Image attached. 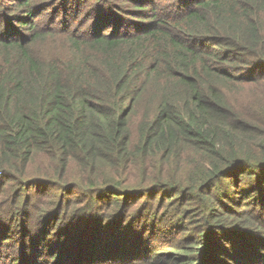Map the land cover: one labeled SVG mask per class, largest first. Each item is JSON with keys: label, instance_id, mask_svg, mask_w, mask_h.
Masks as SVG:
<instances>
[{"label": "trees", "instance_id": "16d2710c", "mask_svg": "<svg viewBox=\"0 0 264 264\" xmlns=\"http://www.w3.org/2000/svg\"><path fill=\"white\" fill-rule=\"evenodd\" d=\"M0 264H264V0H0Z\"/></svg>", "mask_w": 264, "mask_h": 264}, {"label": "rangeland", "instance_id": "374dc122", "mask_svg": "<svg viewBox=\"0 0 264 264\" xmlns=\"http://www.w3.org/2000/svg\"><path fill=\"white\" fill-rule=\"evenodd\" d=\"M47 12H49V13H50V10H48ZM43 18H44V17H43ZM43 18H42V19H43ZM46 19H48V17H47ZM10 209H11V208H9V210H10Z\"/></svg>", "mask_w": 264, "mask_h": 264}]
</instances>
